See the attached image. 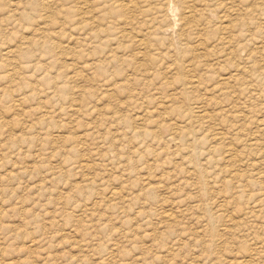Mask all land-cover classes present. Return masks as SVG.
Segmentation results:
<instances>
[{"label":"rangeland","instance_id":"obj_1","mask_svg":"<svg viewBox=\"0 0 264 264\" xmlns=\"http://www.w3.org/2000/svg\"><path fill=\"white\" fill-rule=\"evenodd\" d=\"M46 2L0 0V264H264V76L240 85L264 68V0H242L261 33L237 37L238 58L216 38L197 50L212 71L188 98L172 84L192 74H177L173 48L132 55L125 40L126 62H96ZM237 65L248 68L231 93L212 89ZM196 99L207 123L186 122Z\"/></svg>","mask_w":264,"mask_h":264},{"label":"bare ground","instance_id":"obj_2","mask_svg":"<svg viewBox=\"0 0 264 264\" xmlns=\"http://www.w3.org/2000/svg\"><path fill=\"white\" fill-rule=\"evenodd\" d=\"M237 1L238 3L236 2V0H48V2L46 3L51 4L52 2L57 6L56 8H54L56 9V11H50L55 18L50 21L54 28H61L64 31L70 30L71 34L69 35V37L67 36L68 42H70L72 39L75 40L74 37H76L75 42L81 44L83 47L90 46V48H97V52L95 51V53H93V55H97L95 56V58H93L96 62H126L125 58L119 56L117 50L119 46H121V42H124L125 40L131 41L130 43H132V45H136V48H139L134 52V54L131 53L132 55L140 54L147 57V55L150 54L148 49L150 48L151 42H161L162 44L164 43L166 48H164L165 50L173 48V52L177 56V58H181V63H179V61L175 63V69L178 72L177 74L184 71H186L187 74L188 72H191L192 74H188L189 77L187 76V78L184 74H180L175 78L173 77L174 83H172V81L171 83L174 84V86L176 85L177 89L179 90L178 93L181 97L188 98L190 97L188 96L189 94L193 93L195 89L198 90L201 85L206 82V80H203V78L198 75L200 74L199 72L201 70H208L207 72L212 71H209V67H211L210 64H201V62L198 60V58L202 56L198 55L197 50L199 51V48L206 47L207 49L210 46L209 43L213 42V38H216V43L214 44L217 47L220 46L221 48H223V51L226 52V59H229L234 55L238 58L239 53L241 51H244L247 47V45L243 43H245L246 41L252 42L255 39L254 36L256 35L258 29H260H256V21L257 19H259L258 15L260 13L259 9L256 5L253 4L242 6V0ZM45 7L47 9H43ZM45 7L42 8L41 6H38V8H41L42 10L52 9L49 6ZM219 9L223 10L218 12ZM231 11H236L237 17L235 16V19L232 20L230 18L229 21H227L228 17L231 16ZM237 11L240 12L239 15ZM260 16H262V14ZM59 17L61 18L60 22L56 21L59 19ZM217 19L219 25H217L218 23L216 24ZM244 28L249 29L247 31L248 34H242ZM73 30L77 31L76 35H73ZM234 31L237 32V34L233 33ZM217 32H219L218 35ZM56 33L60 32L57 31ZM241 35L246 37L243 43L240 42V39H237V37H240ZM41 37L47 38L48 35L47 37L41 35ZM234 42L236 43L233 46ZM115 44L116 47H114ZM106 47H109L107 51ZM156 48L158 49L159 45ZM254 49L257 50V48ZM165 53L167 52L165 51ZM188 55L192 56V59L191 57H188L190 61L188 62V64H185L187 60L186 56ZM95 61L93 64H96ZM169 66L172 67V65ZM244 68L247 70L248 67L246 68L245 66ZM244 68L239 65L235 66V74L232 71L229 72V74H226L227 76H224V78H221L222 80L220 79L215 85H213L212 89H219L221 91L220 94L224 96L231 93V89L235 87V85L233 84L230 85V83H233L231 79L236 77L234 80L239 81L241 78H239L238 76L246 71ZM256 70L259 69L257 68ZM204 74L205 71L201 73V76H204ZM263 74L264 68L262 69V71L260 69L259 74H256L258 77H256L257 80L255 79V81L247 83L243 78L244 81H239L241 82L240 85L244 86L245 89H248L250 87L251 90V86L253 87L254 85L253 83L258 81V79L261 80L262 78L260 79V77L264 76ZM196 75H198L199 77ZM177 83H179V87L177 86ZM239 86H237V88ZM211 98L212 97L208 99L210 102H208L207 106L211 104ZM219 103V101H216L215 105ZM234 104L235 103L231 102L227 105L224 104V107H220L221 112H230V109H233L237 106H235ZM190 106L192 115H190V117H186L187 123L205 120L207 123L208 120H211L213 114L211 115L209 113L208 109L206 108L207 106L204 105L200 100L196 99V101H193ZM256 121L258 122V125H261V122H264V119H256ZM201 124L199 125L200 129L204 126H202ZM261 134H263V131L256 129V136L251 138L249 141L251 146L257 147L256 145L259 142L257 135ZM225 135V131H220L216 133V135H214V138L218 139V141H220L221 143L225 141ZM171 137L175 139L176 136L172 135ZM215 143L213 145H210V147L207 149L209 153L216 150V146H214ZM194 148L197 149L196 146ZM193 152L194 151H192V153ZM260 202L263 201L261 200ZM253 214L255 213L253 212Z\"/></svg>","mask_w":264,"mask_h":264}]
</instances>
